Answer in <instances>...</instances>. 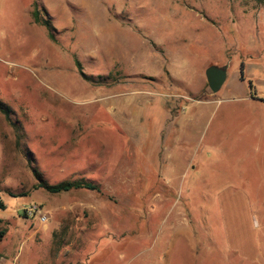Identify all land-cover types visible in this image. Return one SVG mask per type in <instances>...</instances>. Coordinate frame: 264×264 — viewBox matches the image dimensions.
Listing matches in <instances>:
<instances>
[{
    "label": "rangeland",
    "instance_id": "rangeland-1",
    "mask_svg": "<svg viewBox=\"0 0 264 264\" xmlns=\"http://www.w3.org/2000/svg\"><path fill=\"white\" fill-rule=\"evenodd\" d=\"M248 56L264 0H0V264H264V180L180 113Z\"/></svg>",
    "mask_w": 264,
    "mask_h": 264
},
{
    "label": "crops",
    "instance_id": "crops-1",
    "mask_svg": "<svg viewBox=\"0 0 264 264\" xmlns=\"http://www.w3.org/2000/svg\"><path fill=\"white\" fill-rule=\"evenodd\" d=\"M248 57L243 63L224 66L227 69L226 83L218 93H213L210 89L209 92H203L208 99L196 100L200 96L199 92L194 96L182 93L181 97L192 102L193 106L189 108L186 103H182L180 113L193 110L194 117L183 121L198 123L197 118L200 119L201 113L210 111L204 129L208 159L212 158L210 152H214L212 160L217 162L220 161L214 159L215 153L231 154L227 163L229 166L234 163L233 167L236 168L254 169L258 177L256 180H264V63L263 58ZM241 65L244 67V80L241 79ZM231 67L233 71L229 73ZM249 83L252 84L251 87ZM220 92L222 94L219 98H212ZM225 103L229 105L230 112L222 110ZM180 113L175 115V128L179 126Z\"/></svg>",
    "mask_w": 264,
    "mask_h": 264
},
{
    "label": "trees",
    "instance_id": "trees-1",
    "mask_svg": "<svg viewBox=\"0 0 264 264\" xmlns=\"http://www.w3.org/2000/svg\"><path fill=\"white\" fill-rule=\"evenodd\" d=\"M35 19V17H34ZM50 31L49 23L44 24ZM241 79L244 80V67L241 65L240 67ZM250 87L252 86L251 83ZM33 174L36 179V185L34 189L39 190L42 189L50 194H62L67 193L73 190H88V191H100V187L91 182L86 180H73V181H63L58 184H49L44 178L43 175L36 169H33ZM6 205L0 200V210H5ZM0 237H2V233H0Z\"/></svg>",
    "mask_w": 264,
    "mask_h": 264
},
{
    "label": "water",
    "instance_id": "water-1",
    "mask_svg": "<svg viewBox=\"0 0 264 264\" xmlns=\"http://www.w3.org/2000/svg\"><path fill=\"white\" fill-rule=\"evenodd\" d=\"M209 89L213 93H218L227 80L226 67L210 66L205 72Z\"/></svg>",
    "mask_w": 264,
    "mask_h": 264
},
{
    "label": "built area",
    "instance_id": "built-area-1",
    "mask_svg": "<svg viewBox=\"0 0 264 264\" xmlns=\"http://www.w3.org/2000/svg\"><path fill=\"white\" fill-rule=\"evenodd\" d=\"M33 211L35 212V209ZM40 221L42 223H45L46 222V217L45 216H40Z\"/></svg>",
    "mask_w": 264,
    "mask_h": 264
}]
</instances>
